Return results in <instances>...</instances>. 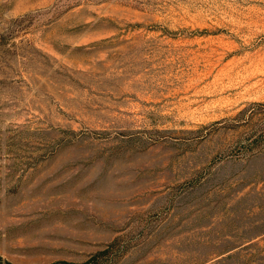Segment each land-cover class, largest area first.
<instances>
[{
  "label": "rangeland",
  "instance_id": "rangeland-1",
  "mask_svg": "<svg viewBox=\"0 0 264 264\" xmlns=\"http://www.w3.org/2000/svg\"><path fill=\"white\" fill-rule=\"evenodd\" d=\"M0 257L264 264V0H0Z\"/></svg>",
  "mask_w": 264,
  "mask_h": 264
},
{
  "label": "trees",
  "instance_id": "trees-1",
  "mask_svg": "<svg viewBox=\"0 0 264 264\" xmlns=\"http://www.w3.org/2000/svg\"><path fill=\"white\" fill-rule=\"evenodd\" d=\"M0 264H12V263H10L7 260H4L0 257ZM52 264H78V263H68L65 261H60V262H56V263H52ZM83 264H86V263H83Z\"/></svg>",
  "mask_w": 264,
  "mask_h": 264
}]
</instances>
